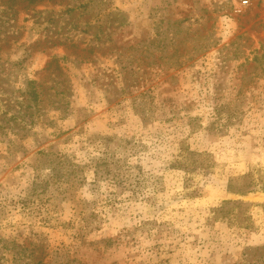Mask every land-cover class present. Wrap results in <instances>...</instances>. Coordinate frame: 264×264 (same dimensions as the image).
I'll return each instance as SVG.
<instances>
[{
  "label": "rangeland",
  "instance_id": "1",
  "mask_svg": "<svg viewBox=\"0 0 264 264\" xmlns=\"http://www.w3.org/2000/svg\"><path fill=\"white\" fill-rule=\"evenodd\" d=\"M263 184L264 0H0V264H264Z\"/></svg>",
  "mask_w": 264,
  "mask_h": 264
},
{
  "label": "trees",
  "instance_id": "2",
  "mask_svg": "<svg viewBox=\"0 0 264 264\" xmlns=\"http://www.w3.org/2000/svg\"><path fill=\"white\" fill-rule=\"evenodd\" d=\"M34 95H35V93H32V96L34 97ZM124 143H127V141H125ZM98 163V162H97ZM59 164H61L62 165V163H59ZM122 164H123V162H122ZM109 165H112V169L115 167V169L116 170H118L119 169V167H121V165H119L118 164V162H106V161H100L99 162V165H97V167H105V166H108L109 167ZM99 167V168H100ZM55 176H56V174H54ZM58 175V174H57ZM117 177H118V175H117ZM245 188L246 189H242V194L244 193H247L248 192V190H250V189H252V187H251V185L250 184H248V185H245ZM262 189L264 190V184L262 185ZM231 202H223V206L224 205H227V204H230ZM234 204H241V203H239V202H236V203H234ZM223 206H221V207H219V208H215V209H213L212 210V212L213 213H215V214H219V216L220 217H223V218H226L227 216H229V214L227 213V212H225L224 211V208H223Z\"/></svg>",
  "mask_w": 264,
  "mask_h": 264
}]
</instances>
